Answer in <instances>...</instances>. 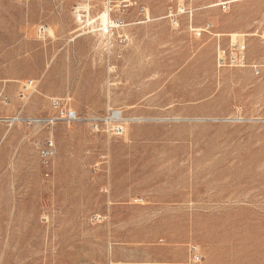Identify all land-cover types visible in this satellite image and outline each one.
Instances as JSON below:
<instances>
[{"label":"rangeland","instance_id":"obj_1","mask_svg":"<svg viewBox=\"0 0 264 264\" xmlns=\"http://www.w3.org/2000/svg\"><path fill=\"white\" fill-rule=\"evenodd\" d=\"M210 226L264 264V0H0V264H216Z\"/></svg>","mask_w":264,"mask_h":264},{"label":"built area","instance_id":"obj_2","mask_svg":"<svg viewBox=\"0 0 264 264\" xmlns=\"http://www.w3.org/2000/svg\"><path fill=\"white\" fill-rule=\"evenodd\" d=\"M225 7L226 3H222ZM195 10L191 6L184 4H178L177 7H170L165 16L170 23L177 27L180 25L182 18L187 21L188 27L195 36H202L206 31L205 28H198L194 25ZM248 46L245 40L232 43L229 46H219L216 53V65L219 69L230 67H246L249 65ZM253 69L258 73L259 69L257 65H252ZM36 84L34 80L28 81L24 85V90H34ZM52 106L57 110V115L50 116H36L23 118L26 122L36 123L40 125H54L60 120H64L69 124L81 120L80 117L74 111H65L58 99L52 100ZM55 144L52 140H48L47 144L41 148V157L45 165L49 164V160L55 153Z\"/></svg>","mask_w":264,"mask_h":264},{"label":"bare ground","instance_id":"obj_3","mask_svg":"<svg viewBox=\"0 0 264 264\" xmlns=\"http://www.w3.org/2000/svg\"><path fill=\"white\" fill-rule=\"evenodd\" d=\"M105 10H106V8H105ZM108 13L109 12L105 11V13L100 16V18L102 19L101 21L103 23L108 22V20H109ZM76 16H77V19L79 20V22L83 23L80 10H78V12L76 13ZM119 22L120 21H117V23L109 22V27L108 26L104 27V25H103V27H104L103 28L101 26V28H103L101 34L106 35L105 33H107V34L111 33L114 28L121 27ZM109 30H110V32H109ZM41 32H42V30H41ZM209 229H210L209 235L206 237L208 238V240H210L212 242H215V241L221 239L222 236L224 238H226V237L228 239L233 238L235 240L234 242H233V240H231L229 243H226V244H214V243H212L210 245V249L212 250L211 261L216 263V264H228L230 261L234 262V261L238 260V258L240 256V251L244 248V244L248 243L250 240L254 239L257 235L256 231L252 232L250 234V236H246L247 234L245 235L242 233L239 235H234L232 233L229 234L226 232L217 235V231H215V229L212 226H210ZM238 241H240V243Z\"/></svg>","mask_w":264,"mask_h":264}]
</instances>
